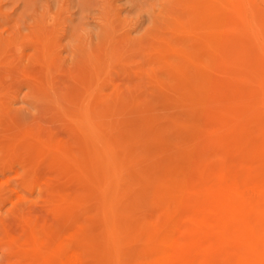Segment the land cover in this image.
Here are the masks:
<instances>
[{"label":"rangeland","instance_id":"1","mask_svg":"<svg viewBox=\"0 0 264 264\" xmlns=\"http://www.w3.org/2000/svg\"><path fill=\"white\" fill-rule=\"evenodd\" d=\"M201 1L0 0V264H145L204 167L264 183V0ZM230 233L205 254L251 264Z\"/></svg>","mask_w":264,"mask_h":264},{"label":"bare ground","instance_id":"2","mask_svg":"<svg viewBox=\"0 0 264 264\" xmlns=\"http://www.w3.org/2000/svg\"><path fill=\"white\" fill-rule=\"evenodd\" d=\"M199 1H201V0H199ZM242 1L244 2V4L246 6H245V8L240 9V11H238V16H243V15L248 14L249 5H250L249 3H251V0H242ZM237 10H239L238 7H237ZM255 10H257V8ZM205 11H209V10L205 9ZM253 28H252V30H253ZM246 29H248V28L246 27ZM259 29H261V27ZM250 30H251V26H250ZM254 30H255V28H254ZM249 32H248V35H249ZM261 38L262 37H260V39ZM261 77H262V74H261ZM254 79H256V78H254ZM260 81H262L261 78H260ZM262 84H264L263 81H262ZM263 91H264V89H263ZM243 93H244V90H243ZM236 99H237V96H236ZM220 104H221V102H220ZM255 119H257V121L259 123H262V121H263V118L259 117L257 112L255 113V116H254V120ZM105 125H106V123H105ZM260 135L264 139V128H262V127H260ZM262 138H261V140H262ZM94 143L96 144V146L95 145L94 146L97 148V146H98L97 144H99V143H97L95 141H94ZM100 149L105 153V151L102 148H100ZM106 150H107V148H106ZM103 152L101 155L104 157L105 155L109 154L110 150H109V152L107 150V153L105 155ZM107 157L105 156L104 159H106V160L111 159L110 157H108V159H107ZM261 158H263V157H261ZM116 159H117V157H116ZM119 159H118V161H119ZM226 159H228V158H226ZM108 163L110 164L111 161ZM112 163H113V161H112ZM162 165L160 167H162ZM118 166H119V164H117V167ZM168 171L169 170H167V172ZM196 173H199V172L198 171L194 172V176L198 177L197 175H199V174L196 175ZM202 175H203L202 176V178H203L202 182L201 183L196 182L197 183L196 185L199 184V190L197 191L198 192L197 194L200 196L203 195L204 197H206V201L208 202L207 207L205 209L200 210L199 208H197L199 202L197 201L194 203V201H192V199H190L193 202L192 204H194V205H192V204H190L191 206L189 205L193 209L192 210L190 209L192 211L191 215H189L188 219H186L184 232H182L180 234V236L177 238H171V237H169V235H165L166 237L165 236L164 237L159 236V237H161L159 239L164 238V243H166L165 248L162 249L161 251L157 252L155 258L151 259L148 263L147 262H144V263L145 264H220L218 261L217 255H215V254L218 253L220 250L223 252L224 249L222 250L221 247L226 246V245H224L225 243L229 244V242H227V240H225V238L227 239V238H229V236L228 237H225V236L228 235V234H226L227 232H229V233L231 232L230 238L231 239L234 238L233 239L234 241L237 239L236 242H238V243L240 241V243L242 244V247L246 248L245 250H248L251 253V255H252L251 256L252 259L250 261L251 264H264V183H263V181H261L259 179L258 174H254V172H252L250 170L248 165H246V164L238 165L235 163L230 164L227 162H223V164L220 165L217 169L210 170V169H206L204 167L203 171H202ZM260 178H261V176H260ZM197 179H199V178H197ZM197 179H196V181H197ZM179 185H182V183H180ZM187 185H189L188 187L196 186L195 184H193V186H191V184H185V186H187ZM168 187H169V185H168ZM168 187H165V188L167 190H169ZM180 187H184V185L180 186ZM196 187L198 189V186H196ZM167 193H169V191H167ZM191 201H189V202H191ZM188 204L189 203H187V205ZM170 217L171 216L169 214V215H167L166 218H170ZM171 218H170V220H168V219L167 220L171 221L172 220ZM257 223H261V226L258 227ZM165 225H166V223H165ZM159 228L160 227H158V229ZM162 231H163V229H162ZM164 232H166V231H164ZM155 236H158V235H155ZM89 239L90 238L87 237L84 239V241H82V242H84V245L87 244ZM153 240H155V239H153ZM228 241H230V240H228ZM102 242L104 243L105 241H103V240L99 241V242H97V245H98V243H99V246H100V244L104 245ZM230 242H232V241H230ZM95 244H96V241H95ZM105 244H107V243H105ZM222 244H223V246H222ZM234 246H235V243H234ZM100 247L103 248L104 246H100ZM210 248L213 250L215 249V251H214L215 254H212V256L205 254V252ZM100 252H101V255L103 256V258L105 257V259L107 261L106 264H111V261L113 262V264L115 263V261L117 262V259L116 260L111 259V261H110V258H108L109 256L107 254H106L107 256H105V253H104L105 251L101 250ZM219 254H220V252H219ZM98 257H99V255H98ZM45 258H47V257H45ZM237 258H239V257H237ZM248 259L249 258H247V260ZM243 262H245V261L243 260ZM91 263H92L91 256L88 255L87 250H85V248H84V250H82V249L78 250L77 249L75 252H73L70 255H68L67 257H65L63 259L62 264H91ZM247 263L249 264L248 261H247ZM41 264H43V263H41Z\"/></svg>","mask_w":264,"mask_h":264}]
</instances>
